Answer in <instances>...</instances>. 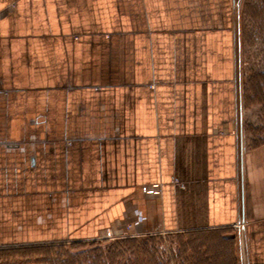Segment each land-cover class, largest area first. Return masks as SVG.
Here are the masks:
<instances>
[{"label": "crops", "instance_id": "0c3cea01", "mask_svg": "<svg viewBox=\"0 0 264 264\" xmlns=\"http://www.w3.org/2000/svg\"><path fill=\"white\" fill-rule=\"evenodd\" d=\"M234 6L0 0V252L161 235L264 264Z\"/></svg>", "mask_w": 264, "mask_h": 264}, {"label": "trees", "instance_id": "16d2710c", "mask_svg": "<svg viewBox=\"0 0 264 264\" xmlns=\"http://www.w3.org/2000/svg\"><path fill=\"white\" fill-rule=\"evenodd\" d=\"M250 85L252 88L260 89L262 86L264 88V72L252 76ZM261 99L264 100V94ZM262 131L264 132V128ZM252 144L254 146L264 144V139H254ZM155 238L149 237L147 241L126 238L116 241L71 243V250H79L74 254L64 252L66 249L64 244L20 248L0 252V264H15V260L19 261L18 264H217L216 260H212V257L215 259L219 253L217 249L210 245H201L200 241L197 242L194 238L187 242L182 250L173 256L174 258L163 263L157 258L154 249L149 248L147 244ZM33 255L37 257L36 261L29 263V258Z\"/></svg>", "mask_w": 264, "mask_h": 264}, {"label": "rangeland", "instance_id": "374dc122", "mask_svg": "<svg viewBox=\"0 0 264 264\" xmlns=\"http://www.w3.org/2000/svg\"><path fill=\"white\" fill-rule=\"evenodd\" d=\"M234 7V25L239 47L240 76L243 88V124L245 127L249 126L252 145L254 139H264L262 131L264 128V100L261 99L264 88L262 86L261 91L250 85L252 76L264 72V0H235ZM148 238L139 240L147 241ZM191 239L160 235L147 244L149 248L154 249L157 258L166 263L168 259L176 256ZM64 245L66 246L64 252H73L74 254L79 251L71 250V244ZM36 258L35 255L30 256L29 263H34ZM18 262L14 261L15 264Z\"/></svg>", "mask_w": 264, "mask_h": 264}, {"label": "built area", "instance_id": "2783aa9c", "mask_svg": "<svg viewBox=\"0 0 264 264\" xmlns=\"http://www.w3.org/2000/svg\"><path fill=\"white\" fill-rule=\"evenodd\" d=\"M175 183H178V182L175 181ZM140 222H142V218H141V217H138L137 221H136L134 224H132V226L129 225V226H127V227L125 228V231H126V232H127V231H130V230L132 229L133 226H137L138 224H140Z\"/></svg>", "mask_w": 264, "mask_h": 264}]
</instances>
